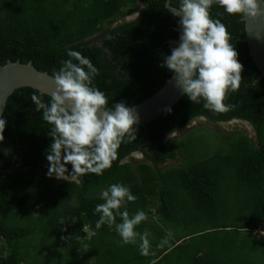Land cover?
<instances>
[{
    "label": "trees",
    "instance_id": "16d2710c",
    "mask_svg": "<svg viewBox=\"0 0 264 264\" xmlns=\"http://www.w3.org/2000/svg\"><path fill=\"white\" fill-rule=\"evenodd\" d=\"M167 1L179 7L180 0H0V65L30 62L54 76L61 61L71 59L68 50L77 51L98 69L91 86L105 93L108 108L121 101L132 107L173 73L161 66L177 47L171 40L177 38L178 18ZM139 6L136 18L113 25ZM209 13L227 27L243 65L239 90L224 101L234 109L215 113L203 99L192 103L183 95L170 112L137 127L136 140L121 144L117 160L102 175L85 174L80 183L49 177L52 125L36 111L31 96L45 103L51 97L29 87L12 93L1 117L6 125L0 142V264H163L171 253H177L175 264H264V233L257 232L264 231V78L258 79L241 41V17L215 3ZM196 117L210 124L247 121L257 144L241 132L218 134L210 124L185 130ZM182 128L180 136L163 141ZM135 151L144 158L122 163ZM66 167L70 173L72 166ZM112 184L128 187L137 197L125 200L120 212L146 213L136 231H155L167 240L153 254L141 255L132 244L119 248L115 225L96 229L100 214L95 208L104 202L100 193ZM155 203L157 218H150ZM157 220L168 224L171 236ZM178 228L182 232L175 234ZM91 231L96 235L89 236Z\"/></svg>",
    "mask_w": 264,
    "mask_h": 264
},
{
    "label": "clouds",
    "instance_id": "9594fccd",
    "mask_svg": "<svg viewBox=\"0 0 264 264\" xmlns=\"http://www.w3.org/2000/svg\"><path fill=\"white\" fill-rule=\"evenodd\" d=\"M214 3L227 14L238 15L242 20L244 17H264V0H180L179 7L172 11L173 16L180 17V43L172 48L171 55L164 58L161 66L175 74L176 87L192 103H200L203 99L206 109L222 114L235 107L224 101L229 92L239 90L243 65L230 43L227 27L210 16L209 9ZM67 56L71 59L61 61L62 67L54 73L56 87L50 94V102H43L35 94L31 101L37 112L42 111L43 120L52 125L49 135L53 142L46 153L47 175L80 183L79 178L85 174L102 175L117 160L121 144L136 140L137 129L133 125L138 122V114L134 107H127L123 101L108 108L105 93L91 86L98 69L77 51L68 50ZM44 94L48 93L41 95ZM5 125L6 121L0 118V142L4 140ZM68 164L72 166L70 173ZM100 196L104 202L95 208L100 214L96 229L104 224L115 225L123 244H135L139 239L141 255H149V234L136 231L147 219L146 213L138 210L130 216L127 210L119 211L125 200L134 202L137 197L122 184L110 185ZM117 214L120 223H116ZM88 235L95 236L96 232L91 231ZM165 243L166 239L160 246Z\"/></svg>",
    "mask_w": 264,
    "mask_h": 264
},
{
    "label": "water",
    "instance_id": "95a60500",
    "mask_svg": "<svg viewBox=\"0 0 264 264\" xmlns=\"http://www.w3.org/2000/svg\"><path fill=\"white\" fill-rule=\"evenodd\" d=\"M264 6V5H262ZM166 7L169 11L174 9L167 1ZM176 27L177 38L171 40V43L178 46L180 36L182 35V26L179 23ZM244 37L242 42L247 44L249 56L259 70L258 79L264 78V17L249 18L244 17ZM175 74L172 73L169 80L156 93L149 98L135 104L136 113L138 114V122L133 125L134 128L145 127L149 122L157 119L166 111L165 109L172 107L184 95L180 89L176 87ZM29 87L36 90L40 95L42 93L49 97L55 90V82L52 75L47 72L37 70L30 62L20 63L19 61H8L5 65H0V118L4 112L8 98L12 93L20 88Z\"/></svg>",
    "mask_w": 264,
    "mask_h": 264
},
{
    "label": "rangeland",
    "instance_id": "374dc122",
    "mask_svg": "<svg viewBox=\"0 0 264 264\" xmlns=\"http://www.w3.org/2000/svg\"><path fill=\"white\" fill-rule=\"evenodd\" d=\"M128 8H125V9H123V10H127ZM129 14V15H128ZM134 14H135V12L134 13H132V14H130V13H127V11H126V13L124 14V16H122V17H119L118 19H116L115 20V22L113 23V25L114 24H116V23H118V22H123L124 20L125 21H129V20H131L133 17H134ZM133 15V16H132ZM129 16H132V18H130ZM233 123V121H231L230 122V124H232ZM193 124L194 125H192V127H196V126H198L199 125V121H194L193 122ZM222 126H224V129H223V131H232L233 129H234V125H231V126H229L228 127V125H222ZM214 128V127H213ZM236 128V127H235ZM216 131V130H215ZM181 133H182V130H179V131H175V132H173V133H170V134H168L167 135V137L166 138H171V137H176V136H180L181 135ZM206 138H207V142H209V141H212L213 142V140H212V138L211 137H209V135L208 134H206ZM215 141V140H214ZM202 149L203 150H206V148L205 147H202ZM128 159H130L129 157H128ZM141 159V157H140V155H138V154H135V157H134V160H140ZM176 162H178V160H175L174 162H169V163H167V164H165L166 166L168 165H172V164H176ZM157 205H158V203H155L154 204V206H153V208H152V213L150 214V218H157L156 217V213H155V211H154V207H157ZM157 225H158V227L161 229V230H163V231H165V232H167L168 233V224H165V223H163V222H160V221H158L157 220ZM152 227H154L155 229L157 228L156 226H152ZM85 230H87V228L85 229ZM182 232V228H178V229H176V230H174V233L175 234H177V233H181ZM259 234H263L264 233V231H262V230H259V231H257ZM148 238H149V240H150V244H153V247L152 248H150V253L151 254H153L154 252H155V250L157 249V247H159V245H161V242H162V240L160 239V237H159V233H157V232H155L154 231V233H150L149 234V236H148ZM174 238H175V236H174ZM114 241H118V240H114ZM120 242H121V240H120ZM125 244H121L120 245V247L119 248H122L121 246H124ZM139 245H140V241L139 240H137V242L135 243V244H132L131 246H132V250L134 249L135 251L136 250H140V247H139ZM160 247H162V246H160ZM121 250V249H120ZM131 251V250H130ZM175 255H177V253H171L170 254V256H168L167 257V259H166V263H163V264H175V258H174V256ZM91 258L92 257H90V258H88V260L90 261L91 260Z\"/></svg>",
    "mask_w": 264,
    "mask_h": 264
},
{
    "label": "flooded vegetation",
    "instance_id": "af4514ba",
    "mask_svg": "<svg viewBox=\"0 0 264 264\" xmlns=\"http://www.w3.org/2000/svg\"><path fill=\"white\" fill-rule=\"evenodd\" d=\"M142 8V6H139L136 10H134L132 13H134L135 12V14H134V17L132 18V16H129L130 18H132L131 20H133L134 18H136L137 17V15H138V13H139V10ZM132 13H130V14H132ZM129 15V14H128ZM125 21V20H124ZM130 21V20H129ZM118 23H120V22H118ZM194 121H199V124H202V125H209L210 124V122H209V120L208 119H206V118H204V117H196V118H193L189 123H188V125L187 126H185L184 128H185V130L186 129H188V128H191L192 127V125H194L193 124V122ZM231 121H233V123L232 124H230V122ZM228 125V127L229 126H231V125H234L235 127H234V129L232 130V131H223V129H224V126H222V125ZM191 126V127H190ZM210 127L211 128H213L214 130H216V132L218 133V134H223V133H227V134H229V135H233V134H236V133H238V132H241V133H243L248 139H249V142L253 145V146H255L256 144H257V139H256V132H255V129H254V127L249 123V122H247V121H243V120H230V121H228V122H217V123H214V124H210ZM179 130H183V128L182 129H178L177 131H179ZM174 132V131H173ZM171 132H169V133H167L165 136H164V139H163V141H167L169 138H166L167 137V135L168 134H170ZM221 140V139H220ZM139 154L140 155V157H141V159H143L144 158V155L142 154V152H140V151H135V152H133V153H131L128 157L130 158V159H128V157L127 158H125L124 160H122V163H126V162H134L135 160H134V157H135V154ZM169 162V161H168Z\"/></svg>",
    "mask_w": 264,
    "mask_h": 264
}]
</instances>
